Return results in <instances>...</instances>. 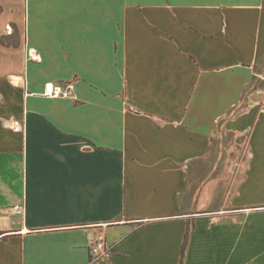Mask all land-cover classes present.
I'll return each instance as SVG.
<instances>
[{"label":"crops","instance_id":"obj_1","mask_svg":"<svg viewBox=\"0 0 264 264\" xmlns=\"http://www.w3.org/2000/svg\"><path fill=\"white\" fill-rule=\"evenodd\" d=\"M0 6V264H264V0Z\"/></svg>","mask_w":264,"mask_h":264},{"label":"built area","instance_id":"obj_2","mask_svg":"<svg viewBox=\"0 0 264 264\" xmlns=\"http://www.w3.org/2000/svg\"><path fill=\"white\" fill-rule=\"evenodd\" d=\"M75 82H49L45 85L44 96L53 99H68L73 96L75 91ZM14 210L18 213L21 212L22 206H15ZM92 260H105L109 259L112 255V248L108 245L103 237H100L91 249Z\"/></svg>","mask_w":264,"mask_h":264},{"label":"trees","instance_id":"obj_3","mask_svg":"<svg viewBox=\"0 0 264 264\" xmlns=\"http://www.w3.org/2000/svg\"><path fill=\"white\" fill-rule=\"evenodd\" d=\"M1 11H2V7L0 6V13H1ZM1 42L4 45L8 44V41H7V38L6 37H3L2 40H1ZM188 238H189V233H187V235H186V240H185V243H184V246H183L181 264H183V261H184L185 252H186V249H187Z\"/></svg>","mask_w":264,"mask_h":264}]
</instances>
